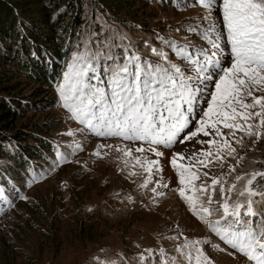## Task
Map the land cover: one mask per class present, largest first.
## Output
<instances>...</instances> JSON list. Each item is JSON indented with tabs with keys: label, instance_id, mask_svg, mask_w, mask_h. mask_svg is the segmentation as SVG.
<instances>
[{
	"label": "rangeland",
	"instance_id": "374dc122",
	"mask_svg": "<svg viewBox=\"0 0 264 264\" xmlns=\"http://www.w3.org/2000/svg\"><path fill=\"white\" fill-rule=\"evenodd\" d=\"M156 1L89 8L17 123L52 146L0 180V264H264V0Z\"/></svg>",
	"mask_w": 264,
	"mask_h": 264
},
{
	"label": "trees",
	"instance_id": "16d2710c",
	"mask_svg": "<svg viewBox=\"0 0 264 264\" xmlns=\"http://www.w3.org/2000/svg\"><path fill=\"white\" fill-rule=\"evenodd\" d=\"M89 8L93 19L98 10L108 19L125 20L155 7L150 0H0V157L8 162L0 170L3 183L4 177L19 178L51 149L40 128L17 123L54 104L51 84L61 76L81 29L93 23Z\"/></svg>",
	"mask_w": 264,
	"mask_h": 264
}]
</instances>
